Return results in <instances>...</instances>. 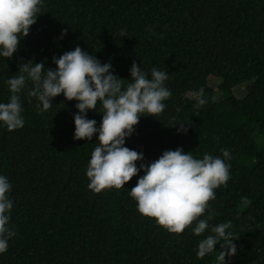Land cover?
I'll return each instance as SVG.
<instances>
[{
	"label": "trees",
	"instance_id": "trees-1",
	"mask_svg": "<svg viewBox=\"0 0 264 264\" xmlns=\"http://www.w3.org/2000/svg\"><path fill=\"white\" fill-rule=\"evenodd\" d=\"M42 2L12 59L0 57V103L9 102L7 80L21 74V63L54 70L53 57L77 46L110 63L125 83L133 62L148 78L153 68L166 71L172 96L164 111L141 116L124 146L143 153L137 167L178 147L197 159H223L221 149L228 150L230 179L214 190L202 217L212 215L209 229L197 236L193 224L169 233L142 216L129 195L143 171L121 189L89 190L86 170L97 137L73 139L77 101L60 94L38 111L26 81L18 93L24 126L8 131L0 123V175L12 185L15 231L0 264H217L219 244L198 258V243L228 221L239 238L226 264H264V0ZM201 88L207 103L197 108L193 94ZM99 110L98 104L87 112L97 127Z\"/></svg>",
	"mask_w": 264,
	"mask_h": 264
},
{
	"label": "clouds",
	"instance_id": "clouds-1",
	"mask_svg": "<svg viewBox=\"0 0 264 264\" xmlns=\"http://www.w3.org/2000/svg\"><path fill=\"white\" fill-rule=\"evenodd\" d=\"M42 6V0H0V57L12 59L20 40L29 35ZM53 63L56 68H47L46 72L43 62L28 61L19 65L21 74L7 80L11 95L9 102L0 103V123L8 131L24 126L18 93L25 88L26 81L33 84L29 96L38 100V111L50 109L52 99L60 94L68 101H77L73 139L90 141L94 135L97 137V146L86 170L89 190L98 194L105 189H121L143 171L144 175L129 192L142 216L154 219L159 227L176 235L193 224V233L197 236L209 229L212 215L202 217L210 208L209 202L215 199L214 190L226 186L230 179V164L226 163L231 159L228 150L221 149L223 159L209 154L197 159L178 147L165 150L157 160L137 167L136 162L144 159L143 153L124 146L141 116L154 118L164 111V101L172 96L164 86L168 79L166 71L153 68L148 78L133 62L125 83L126 80L112 73L110 63L101 64L79 46L58 59L53 57ZM193 96L197 108L207 103L203 88ZM98 104V112L102 113L99 127L96 120L87 118V112L97 111ZM177 124L178 131H187L185 124L179 122L172 126ZM11 188L7 177L0 175V253L7 251L8 240L15 235L10 227L13 201L8 193ZM231 228V221L212 226L210 231L214 235L199 241L197 257L211 254L219 244L217 264H226V257L236 254L233 241L239 238L229 231Z\"/></svg>",
	"mask_w": 264,
	"mask_h": 264
},
{
	"label": "rangeland",
	"instance_id": "rangeland-1",
	"mask_svg": "<svg viewBox=\"0 0 264 264\" xmlns=\"http://www.w3.org/2000/svg\"><path fill=\"white\" fill-rule=\"evenodd\" d=\"M211 85H213V86H214V83H213V82H211Z\"/></svg>",
	"mask_w": 264,
	"mask_h": 264
}]
</instances>
